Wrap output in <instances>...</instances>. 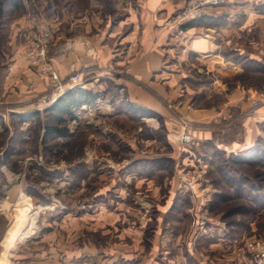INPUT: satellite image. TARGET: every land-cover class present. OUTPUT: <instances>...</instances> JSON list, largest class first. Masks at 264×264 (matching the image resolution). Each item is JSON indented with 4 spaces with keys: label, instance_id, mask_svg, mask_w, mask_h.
<instances>
[{
    "label": "rangeland",
    "instance_id": "rangeland-1",
    "mask_svg": "<svg viewBox=\"0 0 264 264\" xmlns=\"http://www.w3.org/2000/svg\"><path fill=\"white\" fill-rule=\"evenodd\" d=\"M68 1L0 0V49H6L13 20L30 10L37 16L45 12L47 22H53L55 13L67 7ZM94 1L108 13L118 4V0ZM80 5H86V1L80 0ZM238 61L244 72L226 81L248 91L245 99L249 100L264 88V63L253 65L246 56L238 57ZM118 72L112 70L111 75ZM81 78V85L74 88L86 89L91 76ZM182 83L195 89L190 95L194 104L191 109L196 111L180 113L168 106L174 117L169 120L171 135L165 117L147 116L132 106L123 108L125 102L113 108L82 106L75 110V120L67 118L60 124L45 112L47 108L19 113L0 106V237L4 230H28L31 245L41 248L32 250L36 257L45 253L43 248L61 244L64 254L90 247L82 257L93 254L102 258V248L109 247L110 254L125 252L127 259L134 261L150 255L157 225L165 229L168 223H175L178 234L198 242L203 237L197 238L193 224L204 215L208 234L219 224L227 230L224 238L234 237L242 246L250 264L247 244L264 238V164H241L239 160L249 156L245 151L219 154L212 144H183L184 120L191 124V133L211 124L197 112L206 103L203 93L199 95L198 84L188 80ZM104 84L99 99L112 104L127 101L126 92L114 83ZM187 95L183 92L182 102L187 101ZM221 100L213 94L206 105ZM34 112H40V116L29 117ZM48 126L60 132L47 136ZM256 146L264 147V136ZM196 167L205 168L206 175L204 183L190 192L181 185L179 176L183 170ZM174 179L187 199H180L176 210L163 218L156 211L155 192L165 204L161 195L170 188L164 182ZM203 204L206 206L201 212ZM162 243L165 241L159 243L163 247Z\"/></svg>",
    "mask_w": 264,
    "mask_h": 264
},
{
    "label": "crops",
    "instance_id": "crops-1",
    "mask_svg": "<svg viewBox=\"0 0 264 264\" xmlns=\"http://www.w3.org/2000/svg\"><path fill=\"white\" fill-rule=\"evenodd\" d=\"M85 1L86 5H80V0H69L67 7L55 13L53 22H47L45 12L37 16L30 10L12 21L6 49H0V106L19 113L48 108L74 88L69 79L80 74L91 76L85 85L88 90L104 92V83L111 81L127 94V101L112 104L99 99L89 106L113 108L116 103L125 102L123 108L132 106L159 114L165 117L171 135L169 120L174 117L168 106L180 113L196 111L191 109L194 104L190 95L195 89L182 83L188 80L198 84L199 95L203 93L206 103L213 94L222 97L217 104L200 105V118L214 127L207 124L208 127L192 132L194 143H210L225 153H236L251 149L263 138L264 101L257 107H253V102L264 98V88L254 92L251 101L252 98L245 99L248 91L226 81L227 77L244 72L238 57L264 63L263 0H239L210 8L201 24L187 28L182 27L185 24L176 26L173 20L187 0H118L112 13L94 0ZM44 25L55 30L49 52L61 82L55 92L49 77L21 58L32 35ZM115 69L119 74L111 75ZM184 90L190 96L182 102ZM164 183L170 188L161 195L165 204L153 190L156 211L163 218L176 210L180 199H187L179 192L175 179ZM188 211L185 212L189 214ZM172 224L168 223L165 229L157 225L150 241V255L134 261L127 259L125 252L110 254L109 247L102 248V258L93 254L82 257L91 251L90 247L80 253L64 254L61 244L43 248L45 253L36 257L32 250L40 247L31 245L28 230H4L0 237V264H248L245 250L234 237L224 238L227 230L219 224L215 223L218 229L198 242L178 234V226ZM162 240L163 247L159 244Z\"/></svg>",
    "mask_w": 264,
    "mask_h": 264
},
{
    "label": "built area",
    "instance_id": "built-area-1",
    "mask_svg": "<svg viewBox=\"0 0 264 264\" xmlns=\"http://www.w3.org/2000/svg\"><path fill=\"white\" fill-rule=\"evenodd\" d=\"M239 0H189L185 8L175 17L174 23L177 25H183L196 21L205 16L206 12L210 8H217L224 6L228 3H234ZM264 1V0H263ZM55 40V30L51 26H41L33 35L28 45L21 52L22 60L30 66L37 68L42 74L49 77L52 84V90L55 92L61 87V82L58 78L57 72L52 67L49 59V49L51 44ZM70 82L74 86L81 85L82 78L80 74H73L70 77ZM263 99L255 100L253 107L259 106ZM185 132L183 135V144L190 145L194 141L191 135V124L184 120ZM206 175L205 168H193L183 170L179 176L180 183L183 187L190 192H194L197 186H201L204 183V177ZM208 201L206 200V203ZM205 204L201 205L200 211L205 210ZM208 220L203 215L198 217L194 224L195 232H197V238L208 236ZM247 251L250 257V264H264V238L258 237L250 241L247 244Z\"/></svg>",
    "mask_w": 264,
    "mask_h": 264
},
{
    "label": "trees",
    "instance_id": "trees-1",
    "mask_svg": "<svg viewBox=\"0 0 264 264\" xmlns=\"http://www.w3.org/2000/svg\"><path fill=\"white\" fill-rule=\"evenodd\" d=\"M204 18V17H203ZM203 18L192 21L190 23H187L183 25V28L195 26L198 24H201L203 21ZM253 65H255L257 62L252 61ZM100 94L94 92L93 90L83 89L80 87H75L68 92H66L63 96H61L52 106L47 108L45 110L46 113L50 114L52 118L58 123H65L67 121V118L71 120H75L76 117L74 115L75 110L78 108L85 106V105H92L94 102H96L100 98ZM147 116H157L153 112H147L144 111ZM40 116V112H34L29 115V117H37ZM28 117V116H24ZM60 132L58 128L55 126H48L46 130V135H53ZM263 138H260L258 140V146L260 145V142ZM210 144V143H208ZM214 147V146H213ZM216 149V152L219 154H225L224 151H221L214 147ZM245 155H249L245 158H241L239 162L241 164L245 165H254V164H264V147L259 146L257 148L254 147L252 149L246 150ZM202 165V164H201Z\"/></svg>",
    "mask_w": 264,
    "mask_h": 264
}]
</instances>
